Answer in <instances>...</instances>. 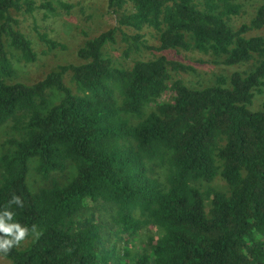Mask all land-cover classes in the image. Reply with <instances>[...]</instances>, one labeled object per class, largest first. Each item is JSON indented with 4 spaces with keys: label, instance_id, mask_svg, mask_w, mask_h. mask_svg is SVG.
<instances>
[{
    "label": "trees",
    "instance_id": "16d2710c",
    "mask_svg": "<svg viewBox=\"0 0 264 264\" xmlns=\"http://www.w3.org/2000/svg\"><path fill=\"white\" fill-rule=\"evenodd\" d=\"M21 1L0 0V132L11 124L0 211L42 234L0 253V264H264V100L250 109L264 88V0L237 28L227 21L237 0H108L117 26L85 41L80 64L30 86L10 79L6 46L37 60L13 16L34 4ZM117 34L127 58L148 54L115 65L105 50ZM181 52L247 70L193 88L180 78L194 71ZM150 227L159 236L132 252ZM110 228L121 254L102 238Z\"/></svg>",
    "mask_w": 264,
    "mask_h": 264
},
{
    "label": "rangeland",
    "instance_id": "374dc122",
    "mask_svg": "<svg viewBox=\"0 0 264 264\" xmlns=\"http://www.w3.org/2000/svg\"><path fill=\"white\" fill-rule=\"evenodd\" d=\"M26 1L22 0L21 3L24 4ZM261 1L237 0L241 3V7L236 10L237 13L227 18L228 23L234 28L239 27L243 22L249 23L254 14L255 5ZM29 2L34 4L31 12L26 8L22 12H13V16L18 21V29L32 42L37 60L34 63L26 64L19 59L17 52L6 45L7 52L15 57L11 58L13 76L10 79L13 82L30 86L43 79L48 73L56 71L60 65L80 64L77 53L85 41L117 26L118 14L115 12L117 8H110L108 0H29ZM42 5H48L49 8H42ZM262 34L264 35V32ZM41 36H45L47 40L56 44V47L51 48L41 40ZM144 41L147 46H157L156 39L148 32L144 34ZM127 49V43H124L121 35L117 34V44L108 46L105 53L114 61L115 65L124 67H128L133 59L144 58L148 54L146 50L142 49L127 58L125 56ZM172 57H175L174 54ZM180 59L194 70L189 74H183L180 78L188 86L197 89L213 85L219 76H230L235 71L247 70V67L231 69L214 65L210 62V58H203L197 52H181ZM52 96V103L57 104L60 96L55 93ZM166 100L167 98L163 97L161 101ZM263 100L264 88L255 94L250 109L258 111ZM10 125L0 132V153L4 151L2 145L11 137ZM64 176L65 174L59 175V179H63ZM30 180L33 187H36L40 181L38 177H32V175ZM211 187L221 189L222 184L215 181ZM108 222L105 215L99 219L100 224ZM111 226L113 225L109 223L108 227ZM143 232L145 234L143 243H141L140 237L132 239L134 243L132 252H138L139 255L144 249L146 250L148 237L159 236L158 230L151 227L146 228ZM115 234L117 233L113 231V228H110L102 232V238L107 242L105 245L108 249L115 247L116 252L121 254L124 244L116 240Z\"/></svg>",
    "mask_w": 264,
    "mask_h": 264
},
{
    "label": "clouds",
    "instance_id": "9594fccd",
    "mask_svg": "<svg viewBox=\"0 0 264 264\" xmlns=\"http://www.w3.org/2000/svg\"><path fill=\"white\" fill-rule=\"evenodd\" d=\"M10 204L19 205L21 208L24 206L21 198L13 194ZM0 253L8 254L9 251L18 246L30 234L39 239L42 234L36 225H32L31 229L27 226H22L20 222L15 219V213L8 208L0 211Z\"/></svg>",
    "mask_w": 264,
    "mask_h": 264
}]
</instances>
